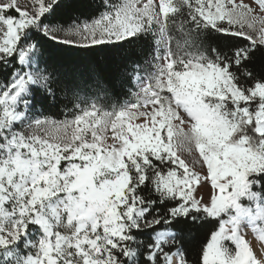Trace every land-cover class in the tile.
<instances>
[{
    "label": "snow or ice",
    "instance_id": "1",
    "mask_svg": "<svg viewBox=\"0 0 264 264\" xmlns=\"http://www.w3.org/2000/svg\"><path fill=\"white\" fill-rule=\"evenodd\" d=\"M142 44L110 111L48 57ZM0 264H264V0H0Z\"/></svg>",
    "mask_w": 264,
    "mask_h": 264
},
{
    "label": "trees",
    "instance_id": "2",
    "mask_svg": "<svg viewBox=\"0 0 264 264\" xmlns=\"http://www.w3.org/2000/svg\"><path fill=\"white\" fill-rule=\"evenodd\" d=\"M210 39L218 44L229 42L227 38H221L214 34ZM151 51L152 47L148 44H142L134 51L124 52L119 50L95 52L83 48H74L69 45H52L48 57L53 68L58 70V74L75 77L77 79H99L104 82L112 81L116 84V87L113 88L110 95L100 97L96 100L98 106L110 111L115 106L134 102L135 97L131 93L138 90L137 86H134L135 82L126 87L119 86L120 82L117 77L119 72L123 71V65L126 62L125 58L137 60L144 69L141 74L147 77V73L154 69L144 64L146 56ZM130 71L131 67L129 62ZM202 232L203 229H197L188 236V240L191 242L189 244V254L193 261L195 260L196 252L202 239Z\"/></svg>",
    "mask_w": 264,
    "mask_h": 264
},
{
    "label": "rangeland",
    "instance_id": "3",
    "mask_svg": "<svg viewBox=\"0 0 264 264\" xmlns=\"http://www.w3.org/2000/svg\"><path fill=\"white\" fill-rule=\"evenodd\" d=\"M155 69H153L151 72H154ZM147 79V77H145V80ZM129 103V102H128ZM126 103V104H128ZM185 158H187L189 160V162H193L195 160V156H188V154H185ZM250 237H251V234H250ZM256 246L258 248H260L261 246L257 243Z\"/></svg>",
    "mask_w": 264,
    "mask_h": 264
}]
</instances>
